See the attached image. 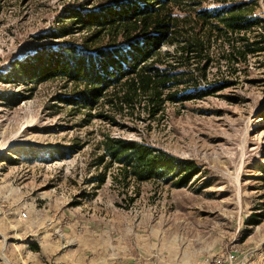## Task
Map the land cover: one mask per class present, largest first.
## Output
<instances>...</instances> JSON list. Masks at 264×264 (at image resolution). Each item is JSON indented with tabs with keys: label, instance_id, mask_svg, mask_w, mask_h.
<instances>
[{
	"label": "rangeland",
	"instance_id": "1",
	"mask_svg": "<svg viewBox=\"0 0 264 264\" xmlns=\"http://www.w3.org/2000/svg\"><path fill=\"white\" fill-rule=\"evenodd\" d=\"M110 1L0 0V264H264V52L231 74L228 43H208L186 8L174 15L206 43L196 66L218 88L212 96L166 101L154 113L151 95L122 86L79 112L62 101L75 85L6 77L43 48L91 36L74 26L57 39L65 10ZM256 1L253 16L264 19ZM108 138L164 151L197 172L183 188L139 184L103 157Z\"/></svg>",
	"mask_w": 264,
	"mask_h": 264
},
{
	"label": "trees",
	"instance_id": "2",
	"mask_svg": "<svg viewBox=\"0 0 264 264\" xmlns=\"http://www.w3.org/2000/svg\"><path fill=\"white\" fill-rule=\"evenodd\" d=\"M208 3L215 9L205 10ZM227 4V0H112L88 12L68 8L61 21H67L66 27L59 28L55 37L71 35L74 26L92 32L91 36L79 47L63 43L43 48L16 62L6 77L34 85L55 80L75 85V93L62 101L79 112L95 110L111 89L122 86L151 95L154 113L166 101L212 96L218 88L209 87L206 67L196 66L206 43L194 29L184 30L174 10L192 9L208 43L212 39L228 43L230 51L222 59L235 74L237 64L264 52V19L253 16L256 0ZM166 46L173 52L162 54ZM181 86L193 91L179 96ZM102 150L103 157L119 164L139 184L175 181V187L183 188L197 172L194 164L142 143L108 138Z\"/></svg>",
	"mask_w": 264,
	"mask_h": 264
},
{
	"label": "built area",
	"instance_id": "3",
	"mask_svg": "<svg viewBox=\"0 0 264 264\" xmlns=\"http://www.w3.org/2000/svg\"><path fill=\"white\" fill-rule=\"evenodd\" d=\"M22 217H24V218H25V217H26V214H25V213H23V214H22ZM233 257H234L233 255H231V256L229 255V256H228V258H229V259H233Z\"/></svg>",
	"mask_w": 264,
	"mask_h": 264
}]
</instances>
